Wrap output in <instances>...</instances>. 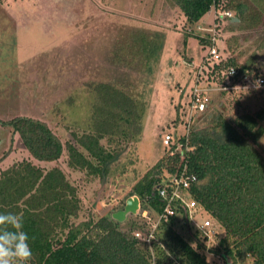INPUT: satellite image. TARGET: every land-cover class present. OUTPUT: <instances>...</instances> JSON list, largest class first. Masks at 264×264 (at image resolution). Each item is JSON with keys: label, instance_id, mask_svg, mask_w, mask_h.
Returning a JSON list of instances; mask_svg holds the SVG:
<instances>
[{"label": "rangeland", "instance_id": "obj_1", "mask_svg": "<svg viewBox=\"0 0 264 264\" xmlns=\"http://www.w3.org/2000/svg\"><path fill=\"white\" fill-rule=\"evenodd\" d=\"M223 12L230 17H219ZM230 18H236L232 10L217 7L190 31L179 10L167 0H0V172L20 161L44 171L58 168L76 190L79 210L74 224L111 218L134 196L130 195L132 185L166 156L162 136L184 132L190 88L207 54V47L201 48L196 36H214L220 58L231 56L237 65L250 67L249 77L264 80V17L253 25L242 23L244 29ZM138 33L162 34L160 52L149 69L124 68L117 63L115 51L125 35ZM95 83L127 85L145 105L137 142L116 146L122 152L103 181L69 167L65 150L66 142L74 144L70 134L85 131L87 89ZM212 95L208 107L225 118L264 107V84ZM14 118L43 122L63 146L59 158L33 160L7 125ZM202 120V115L194 114L191 127ZM259 145L264 148V135ZM131 218L136 225L143 221L127 214L121 227L126 228ZM200 218L206 217L202 213L196 222ZM180 219L174 220L175 232L195 248L198 239L193 226H182ZM150 220L155 222L156 216ZM212 225L209 235L198 241L203 247L199 252L209 264H224L219 256L223 231L215 222Z\"/></svg>", "mask_w": 264, "mask_h": 264}, {"label": "trees", "instance_id": "obj_2", "mask_svg": "<svg viewBox=\"0 0 264 264\" xmlns=\"http://www.w3.org/2000/svg\"><path fill=\"white\" fill-rule=\"evenodd\" d=\"M167 1L179 10L190 31L217 7L232 10L241 29L245 28L242 23L253 25L264 17V0ZM249 13L253 15L245 21ZM196 38L201 48L208 50L210 36ZM162 41L158 33L125 35L115 51L117 63L127 69H149ZM228 67L236 70L234 78L251 72L247 64L237 65L231 56H223L214 71ZM87 93L85 131L78 136L70 134L74 144L65 143L67 164L103 181L122 152L116 146L137 142L145 105L127 85L95 83L88 86ZM199 115L203 116L200 126L189 128L186 145L193 150L185 154V161L177 153L158 159L132 185L130 195L137 197L140 209L151 217L161 213L163 203L157 198V186L179 172L184 163L196 178L187 193L223 231L219 256L224 264H264V148L259 147L264 135V107L225 118L211 106ZM7 125L33 160L53 162L59 158L63 146L43 122L14 118ZM177 142L183 144L184 138ZM78 203L75 188L58 168L44 171L29 161H20L0 172V212L23 217V230L32 249L29 264H209L199 252L203 249L199 242L205 237L193 229L198 239L193 248L175 232L176 217L182 218V226L190 227L179 208L174 216L158 221L155 242L150 241L148 247L133 237L134 231L145 234L148 230L143 221L136 225L131 218L122 228L102 216L74 224Z\"/></svg>", "mask_w": 264, "mask_h": 264}, {"label": "built area", "instance_id": "obj_3", "mask_svg": "<svg viewBox=\"0 0 264 264\" xmlns=\"http://www.w3.org/2000/svg\"><path fill=\"white\" fill-rule=\"evenodd\" d=\"M220 15V14H219ZM219 17L229 18L228 12H223ZM231 20V18H230ZM214 36L210 38V46L208 47L207 54L203 58L202 66L199 67L196 72V77L193 86L190 88L188 109L186 112V121L183 123L184 132L181 135H175L166 133L162 136L161 143L165 148V155L167 157H173L176 153L184 159L185 154L193 150L192 147L186 145V140L191 127V121L194 114H198L204 111L211 103H213L212 94L226 93L235 90L238 86L249 87L256 89L264 84L263 78L259 76L249 77L250 75L242 74L236 78V70L232 67H228L221 70L219 73L214 71V66H218L222 57H219L217 50L213 45ZM204 66V67H203ZM203 72V76L200 78L199 73ZM183 137L184 142L180 144L177 140ZM196 181L193 174L188 173L185 164L183 163L181 169L177 173H173L167 179L163 185L157 186V198L163 203L162 212L154 214L156 221H151L150 214L147 210H141L138 206L135 215L149 226L145 234H141L139 231L133 232V237L139 241L144 242L149 247V242L153 238V232L157 226L158 221L161 218L166 219L176 214L177 208L181 209L188 224L193 226V229L198 231L202 237H207V230L213 226L212 222L208 219V215L203 209L197 206L190 195L187 193L189 187ZM204 214L206 218H200L201 214ZM135 217V216H134Z\"/></svg>", "mask_w": 264, "mask_h": 264}, {"label": "clouds", "instance_id": "obj_4", "mask_svg": "<svg viewBox=\"0 0 264 264\" xmlns=\"http://www.w3.org/2000/svg\"><path fill=\"white\" fill-rule=\"evenodd\" d=\"M30 238L23 230V217L0 212V264H29Z\"/></svg>", "mask_w": 264, "mask_h": 264}, {"label": "water", "instance_id": "obj_5", "mask_svg": "<svg viewBox=\"0 0 264 264\" xmlns=\"http://www.w3.org/2000/svg\"><path fill=\"white\" fill-rule=\"evenodd\" d=\"M231 21H237L236 18H232ZM139 201L137 197H128L121 210H118L111 214V219L117 223H121L124 221L125 216L127 214L134 215L136 210L138 209Z\"/></svg>", "mask_w": 264, "mask_h": 264}]
</instances>
